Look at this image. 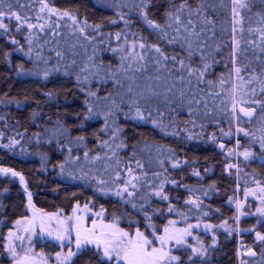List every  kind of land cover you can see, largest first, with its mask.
Returning a JSON list of instances; mask_svg holds the SVG:
<instances>
[{
  "label": "trees",
  "instance_id": "1",
  "mask_svg": "<svg viewBox=\"0 0 264 264\" xmlns=\"http://www.w3.org/2000/svg\"><path fill=\"white\" fill-rule=\"evenodd\" d=\"M9 2L36 27L5 17L0 29V168L24 177L0 173V264H11L7 238L29 193L38 210L88 205L153 243L172 221L191 232L170 240L173 264H264V0H245L239 15L233 0H186L180 12L184 0H46L56 14L40 0L0 8ZM235 144L253 154L237 168ZM101 256L86 248L69 264H109Z\"/></svg>",
  "mask_w": 264,
  "mask_h": 264
},
{
  "label": "snow or ice",
  "instance_id": "2",
  "mask_svg": "<svg viewBox=\"0 0 264 264\" xmlns=\"http://www.w3.org/2000/svg\"><path fill=\"white\" fill-rule=\"evenodd\" d=\"M4 0H0V4H3ZM41 8L40 12L43 13L46 9L48 12L52 14H56L58 11L55 8L49 7L48 3L46 0H40ZM234 8H233V13L234 15H239V12L237 11V8H244L246 7L245 0H233ZM5 7L8 9L7 11H4L2 8H0V29H4L7 31L8 26L2 22V19L7 17L9 19L15 18L16 21L18 22V27L26 24V26L29 29H33L36 27V25H33L32 23L29 22L28 17H22L20 13L16 11H12V4L11 2L7 3ZM185 7H187V2L184 0V3L180 5V8L177 9V12L182 11ZM189 11H193L191 8H189ZM171 16V14H169ZM62 16H67L70 19L73 20V23L76 22L75 16H71L69 12L64 11L62 13ZM40 19L41 17H37ZM144 19L148 23V25L154 29H160L161 26L157 24L155 21L148 19L146 15H144ZM175 20L177 23H180V17L176 16ZM235 23H238L239 21H234ZM188 24L191 25L192 21L189 20ZM41 28H43V25H40ZM97 28L99 25L96 26ZM168 27H171V25H168ZM83 31V29H81ZM235 31V29H234ZM119 35V34H118ZM165 37L167 36V33H164ZM175 38H173L174 42ZM15 43V41H13ZM233 44L236 45L237 42L235 39L233 40ZM140 47L143 49L146 47L145 44H140ZM151 48L155 50L156 53L160 55V57L163 60L169 59V57L165 56L162 50L157 47L156 45H151ZM235 52V48H234ZM146 54H138L137 58L140 61H143L145 59ZM191 55V53H189ZM171 59L175 60V57H172ZM156 63H160L159 60L156 61ZM183 61H180L181 66H183ZM189 73H191L193 70L191 68L188 69ZM235 71L239 73L241 70L240 68H236ZM47 75V74H46ZM131 90V89H130ZM91 95H95L92 93ZM256 103H260L259 101H256ZM235 102H233V110H235ZM91 111V109L89 110ZM240 111L248 117H252L255 109H248V108H241ZM162 115V114H161ZM136 117L139 119H144V116L140 109L137 107L136 108ZM155 123V121H154ZM238 131H242L241 129H238ZM247 135V133H245ZM12 144L17 143V141L13 140L11 142ZM239 143V142H238ZM10 146V145H8ZM223 147V145H221ZM261 148L264 149V140L261 142ZM245 159H248L251 157L253 154L250 151H245L242 153ZM262 160H264V157H261ZM174 167L177 165H173ZM231 167V166H230ZM131 171V169L129 170ZM0 173H11L12 176H20V180L23 183L24 177L20 175V173L13 171L10 168H0ZM196 175H199V173H196ZM128 183L132 184V187L135 188L136 185L133 183V181H128ZM163 185H161V188ZM123 192H128L127 187L122 189ZM262 192H264V189H261ZM117 195H121V192H117ZM129 196L132 195L131 192L128 193ZM157 196H162L163 199L167 200L168 197L166 195H163L162 191H157L156 192ZM189 203L195 204L196 201H189ZM29 204L31 205V194L29 193ZM198 206V205H197ZM34 207V206H33ZM239 207V205H238ZM40 211V210H37ZM75 211V209H74ZM169 211H172L170 208ZM257 212L260 213L261 215H264V208H257ZM100 215V214H98ZM44 216L48 217V223L51 222L53 219H57L59 228L57 229V235L56 238L59 240H64L66 239L72 231H75L76 234V249L77 252L84 248L87 245H95L97 252L102 251V256L101 260H107L109 264H173V262L178 261L179 258L176 256L170 255L169 251L166 249V245L168 241L170 240H175L177 244H182L184 243V236L191 235V232L188 229H182V230H176L178 234H172L169 232L168 228H165L164 236H157L156 239L160 242V247H153V241L149 240L142 232L137 230L135 236H132L129 232H125L122 229H118L115 227V225H104L102 231L97 232L95 227L92 229H87L83 228L82 225L80 224L79 220L80 218L77 217V223L75 225L69 226L65 220H60L58 219V214L52 213L48 214L45 213ZM69 220L72 218L69 217ZM95 225V221L93 222ZM174 223L172 221L169 222ZM16 224H20V221H16ZM46 222L43 219V217L40 218V227L41 231L46 230ZM223 226V225H221ZM193 227L192 225H189V228ZM206 227H211L210 225H206ZM35 230V217L33 218L32 223L28 228H25V231H34ZM13 234L10 232L9 237H11ZM49 235H51V231H49ZM257 238L259 240H264V236L260 235L257 233ZM17 239H23V237H17ZM9 250L13 252V255H15L14 249L11 248V242L8 245ZM193 253H199L201 256L204 255V252L201 251L200 249L193 248L192 249ZM77 252H74L69 248V251L67 254L63 257H61V253H57V259L60 261V264H69L71 261L72 257L77 255ZM254 254V253H250ZM191 259V257H189Z\"/></svg>",
  "mask_w": 264,
  "mask_h": 264
},
{
  "label": "rangeland",
  "instance_id": "3",
  "mask_svg": "<svg viewBox=\"0 0 264 264\" xmlns=\"http://www.w3.org/2000/svg\"><path fill=\"white\" fill-rule=\"evenodd\" d=\"M240 148L241 144H235L227 149V155L234 158V162L230 164V166H233L234 168H237L236 158L239 157L240 154L244 153L243 151L239 152L241 151ZM37 210L38 209H36L35 207L29 205V207L27 208V215L17 220L20 221L19 225L15 222L13 230L10 231L13 235L11 237H9L8 235V245L11 242V248L15 251V255H13V252L10 251L9 247L7 246V252L11 264H60V261L57 259V253H61V257H63L67 254L69 248H71L72 251L77 252L75 244V231H72L71 234L64 240L57 239V229L59 228L57 219H53L50 223H48V217L44 216V214L48 212ZM56 214H58V219L65 220L69 226L75 225L77 223L76 218L79 217V222L83 228L92 229L95 227L96 231L99 232L105 230L103 229L104 225H115L116 228L120 229L116 223H109L104 221L103 210L94 211L88 205L76 204L69 215H62L59 212H56ZM34 217L35 230L25 231V228H28L30 226ZM41 217H43L46 222V230L43 232L41 231L40 227ZM69 217H71L72 219L69 220ZM94 221L95 225L93 223ZM167 228L169 229L170 233L174 232V234L176 233V230H178L172 224H170V227ZM201 228L205 229L203 225H201ZM49 231H51V235H49ZM125 232H129L132 236H135L137 230ZM18 236L23 237V239H17ZM255 237L256 239H258L257 234ZM152 246L159 248L160 242L156 239ZM86 248H91L97 251L95 245H87L78 252ZM172 248H174V245L170 241H168L166 249L169 251L170 255ZM249 249L251 248H246L244 251H242V255ZM100 253L102 255V251Z\"/></svg>",
  "mask_w": 264,
  "mask_h": 264
},
{
  "label": "water",
  "instance_id": "4",
  "mask_svg": "<svg viewBox=\"0 0 264 264\" xmlns=\"http://www.w3.org/2000/svg\"><path fill=\"white\" fill-rule=\"evenodd\" d=\"M253 116H254V114H253ZM221 145H223V147H221ZM225 148H226V144H225L224 142H219V143L217 144V150H218L219 152L222 153V152L225 150ZM244 248H246V247L244 246ZM250 253H254V254H250ZM243 257H244L245 259L252 260V259H254V258L257 257V253H256V251H255L253 248H251V249H249L247 252H245V253L243 254Z\"/></svg>",
  "mask_w": 264,
  "mask_h": 264
}]
</instances>
